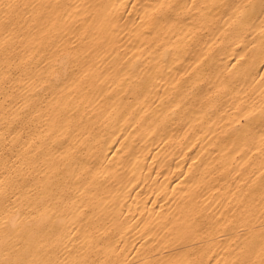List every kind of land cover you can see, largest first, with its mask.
Masks as SVG:
<instances>
[{"label":"bare ground","instance_id":"obj_1","mask_svg":"<svg viewBox=\"0 0 264 264\" xmlns=\"http://www.w3.org/2000/svg\"><path fill=\"white\" fill-rule=\"evenodd\" d=\"M0 264H264V0H0Z\"/></svg>","mask_w":264,"mask_h":264}]
</instances>
